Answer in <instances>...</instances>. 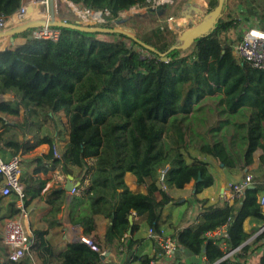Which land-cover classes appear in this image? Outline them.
I'll return each mask as SVG.
<instances>
[{
  "label": "trees",
  "instance_id": "trees-1",
  "mask_svg": "<svg viewBox=\"0 0 264 264\" xmlns=\"http://www.w3.org/2000/svg\"><path fill=\"white\" fill-rule=\"evenodd\" d=\"M67 1L102 12L110 21L155 0ZM190 1L174 0L160 10L166 18L177 17L190 10ZM21 4L22 0H0V17L11 16ZM244 21H254L252 27L264 31V0H227L215 30L187 50L172 49L181 45L179 36L166 40L161 30L153 32L156 38L136 36L151 51L120 34L60 29L56 42L34 38V30H28L14 38L22 43H9L0 51V94L14 95L12 101L0 102V152L24 157L42 145L49 147L41 157L22 160L21 176L25 207L43 198L50 207L48 215L54 219L47 220L49 229L60 225L56 216L65 210L67 198L62 187L43 196L47 181L42 176L53 170L66 175L77 171L79 185L69 203V219L96 250L83 241L68 244L55 264H105L102 253L114 250L132 257L140 244L133 239V213L161 234L165 208L177 204L173 190L193 183L197 196L213 184L209 163L200 156L227 169L247 170L258 149L263 150L262 170L254 174L241 199L211 205L199 200L196 222L173 227L170 237L178 245L173 259L155 244L153 256L134 261L187 264L177 253L188 251L206 264H264V252L252 262L264 248V231L247 243L264 226L259 200L264 193V71L236 57L234 44L226 38ZM61 113L68 138L55 157ZM44 127L48 133H42ZM167 166L164 190L159 171ZM128 174L134 177L135 189L130 188ZM19 214L14 204L8 206L7 217ZM98 217L108 221L103 238L97 234ZM247 220L255 222L250 231L245 229ZM221 227H226L227 237L207 238L208 232ZM47 233L34 230L30 249ZM223 245L237 251L221 261ZM0 264L33 263L30 252L18 262L8 261V249L0 240Z\"/></svg>",
  "mask_w": 264,
  "mask_h": 264
},
{
  "label": "crops",
  "instance_id": "crops-1",
  "mask_svg": "<svg viewBox=\"0 0 264 264\" xmlns=\"http://www.w3.org/2000/svg\"><path fill=\"white\" fill-rule=\"evenodd\" d=\"M197 1V0H196ZM245 22V21H244ZM243 22V23H244ZM252 22V21H251ZM251 22H245L244 24H249ZM242 23V26L240 29H243V34L246 31V26ZM250 29V28H249ZM247 28V30H249ZM16 43H22V39H16L14 40ZM9 43L4 39L0 38V45H3V49H5ZM14 99L13 94H0V102L4 101H12ZM64 116V115H63ZM65 121V129L63 126L61 127L59 125L58 132L56 134V141H57V149L59 151L62 150L64 144L67 141V126H66V118L65 116L63 117ZM63 131V133H61ZM61 143V144H60ZM60 145V146H59ZM49 151V147L47 145H42L39 148H37L33 152L30 153L31 156H28V159H33L35 157H41L45 154H47ZM263 154L262 149H258L253 157V164L249 167V170H239V169H227L224 168L220 165L219 169H215L214 163H211L209 160L207 161L209 163V171L213 175L214 181L213 184L208 187L203 189L198 195L197 199L198 200H207L209 203L208 205L215 204L220 200H225L226 193L228 192V186L233 183H237L240 181L246 174H256L261 171V161L260 158ZM29 155V154H28ZM34 155V156H33ZM60 155V154H59ZM10 153L8 151H1L0 152V158L4 160H8L10 158ZM12 157V156H11ZM27 157V156H26ZM26 159V158H25ZM77 171L74 170L73 175H66L64 174L61 170H53L49 171L46 175L42 176L44 179H46V187L44 191L42 192V195L44 196V192L50 190L51 188H58L62 187L65 188V186L68 184V182H72L75 187L79 185V181L76 178ZM127 181L129 182L130 188L135 189V184H134V177L132 175L128 174L127 175ZM90 180L86 181V184L88 185ZM193 183L189 184L186 186L185 189L190 190L194 192ZM180 195V194H179ZM75 197V194H74ZM66 198H67V192H66ZM10 199V204H14L16 202V198L10 197L7 198ZM0 224L3 223V229H4V224L7 219H10L8 216V206L3 208L1 206V203L5 199H0ZM73 200V199H72ZM259 200L263 205V210H264V193H261L259 195ZM26 208L27 212V218L25 220V224L27 227V231L29 235L31 236L30 240V247L33 246L34 239H33V231L34 230H48V233L45 234L42 237L38 238V242L41 244H36V248L30 249V255H31V261L33 264H52L51 263V257L54 260L57 258V255L66 248L68 244H72L74 242H79L83 241L86 243L87 239L84 234L83 230L80 227L74 226L70 223L69 219V213H68V208H69V203H66L65 205V210L62 213H59L56 216V219L60 222V225H57L51 229H49V221L53 220L54 218L52 216L48 215V212L50 210V207L45 203V198L41 200H34L31 202V204ZM185 204L179 201L178 205L176 204H171L168 205L165 210H164V219L165 223L162 226V231H166L165 229L169 227L170 229L173 230V227H180L184 228L192 223L196 222L197 215L196 213L193 217L192 216H187V221L183 222L182 217L183 214L186 211ZM133 224L136 225V229L133 233V239L134 240H140V244L136 247L134 250L133 256L129 257V255L125 253L118 252L117 250L110 251V252H105V256L107 258L105 264H139L138 261H134L135 257H140L142 255H149L153 256L155 253V244L156 241L153 239H150L148 237L149 233V228L144 224L145 218L144 217H137L133 216ZM98 222V237L103 238L108 221L102 217L97 218ZM255 226V222L251 220H247L245 222V229L246 231H250L252 227ZM3 233V232H2ZM2 233H0V240L3 243L2 239ZM257 236L254 235L249 242H251L255 237ZM35 245V244H34ZM263 254V249L257 251L253 256L252 260L254 262H257L259 259L260 255ZM177 256L181 258L182 261L186 262L187 264H206L204 258H196L192 254H190L188 251H180L177 253Z\"/></svg>",
  "mask_w": 264,
  "mask_h": 264
},
{
  "label": "built area",
  "instance_id": "built-area-1",
  "mask_svg": "<svg viewBox=\"0 0 264 264\" xmlns=\"http://www.w3.org/2000/svg\"><path fill=\"white\" fill-rule=\"evenodd\" d=\"M56 0H22L21 7L11 16L0 17V33L6 32L9 29L21 26L30 21L43 20L49 21L53 18L51 12V5ZM95 15H99L95 18ZM102 12L90 13L86 11L84 14H78L77 19L84 21L87 20H99ZM176 24L175 19L169 20V26L172 28ZM255 31L257 29L247 30L240 43L234 48V55L241 60L250 63L254 68L264 71V32L261 35H257ZM32 37L37 39L58 41L61 37V31L58 28L43 27L34 29ZM54 156L59 157V150L54 147ZM170 170L167 166L159 171V183L161 187L166 190L165 180ZM249 170V168H248ZM22 176V158L21 156H13L8 160L0 158V199H7L15 197V207L20 211L17 218H10L5 221L4 229L2 233L3 244L8 249V261L18 262L25 258L26 254L30 251L31 236L27 231L25 220L27 218V212L25 208V194L23 190V184L21 182ZM254 175L246 174L237 183L230 184L228 186V192L225 199L229 203H233L235 200L242 198L245 190L252 185ZM76 187L73 188L72 194H76ZM135 213H133V216ZM136 216V215H135ZM264 231V226L259 230V233ZM207 238L220 239L227 237L226 227L218 228L214 231L206 234ZM148 237L156 241L158 246L164 252L167 259H173L178 251V245L175 240L166 235L164 231L161 234H155L152 229H149ZM86 243L90 244L94 250L96 247L91 244L89 240ZM225 251V255L221 261L227 260L233 256L237 250H227L225 245L222 247ZM264 252V248H263ZM105 255V252L102 253ZM155 264V262H152Z\"/></svg>",
  "mask_w": 264,
  "mask_h": 264
},
{
  "label": "rangeland",
  "instance_id": "rangeland-1",
  "mask_svg": "<svg viewBox=\"0 0 264 264\" xmlns=\"http://www.w3.org/2000/svg\"><path fill=\"white\" fill-rule=\"evenodd\" d=\"M173 1L174 0H155L151 5L147 7L133 8L125 13L120 14V16L117 19L110 20V21L103 18L101 15L99 20H96V21L87 20V18H84V21L82 22L81 20L77 19V15L84 14L86 10L82 9L79 6L72 4L71 2L67 0H56V2L53 3V5H51V12L53 14V17H55L58 21H72V22L79 23L81 25H88V26H95V27L119 28V29L128 31L134 34L135 36H145V37L156 38L153 35V32L155 30H161L163 32V38L166 40H169L172 37H175V36L180 37L183 33L198 28L201 25L202 21L205 20L213 12V10L216 8L219 2V0H214L213 3L210 4L208 3L207 0H197V1L191 0L190 2L193 4L189 11L180 12V14L177 17L169 16V18H166L164 11L160 10V8L163 5L173 3ZM90 13H95V12H90ZM170 19L176 20V24H174L172 28L169 26ZM253 22L249 24H244V26H246V31H247V28L257 29L258 31H261L258 29V27L257 28L252 27ZM243 35H244L243 29H239L237 32H231L230 34H227L226 38H228L229 43L234 44V48H235V46L242 39ZM63 115H64L63 113L59 114L57 116V119H58L59 125L61 127L63 126L64 128L65 123L63 122L65 121H62L64 120ZM45 132L48 133V130L47 128L44 127L42 133L44 134ZM61 133H63V131H61ZM60 152L61 151H59V154ZM26 156L24 157L21 156L22 160H25V158H28V156L30 157L31 154L26 155ZM200 158H202L203 160L206 159L207 161L209 160L211 163H214L216 170L219 169L221 165L217 160L211 157L200 156ZM193 188L194 187H192V189ZM172 194H173V197L175 198V201L177 202L176 205H178L179 201L181 200V202H183L185 204V207L187 208L182 217L183 222L188 220L187 216L190 215L193 217L196 213H199L200 202L197 199V196L194 195V192L187 190V189H183V190H173ZM9 202H10V199H5L2 201L1 206L5 208L6 206H8ZM165 230H166L165 231L166 235L168 236L172 235L173 233L172 229L167 227ZM2 232H3V223L0 224V233ZM249 241L248 243H250ZM252 262H254V260H252Z\"/></svg>",
  "mask_w": 264,
  "mask_h": 264
},
{
  "label": "water",
  "instance_id": "water-1",
  "mask_svg": "<svg viewBox=\"0 0 264 264\" xmlns=\"http://www.w3.org/2000/svg\"><path fill=\"white\" fill-rule=\"evenodd\" d=\"M227 0H219L218 5L213 10V12L202 21L201 25L193 29L191 31L183 33L179 37V41L181 42V45L172 49H181V50H187L191 47V45L201 37H205L208 34H210L212 31L215 30L217 23L222 17V12L225 6ZM43 27H50V28H58V29H71L86 33H103V34H120L124 35L129 39L134 40L135 42L139 43L143 47L153 51L154 49L142 41H140L134 34L123 30L119 28H111V27H95V26H88V25H80V24H73L69 23L67 21H58L55 17H53L49 21H43V20H36V21H30L27 22L21 26L12 28L7 30L6 32L0 33V38L4 39L9 42H14V38L28 30H34L37 28H43ZM3 50V45H0V51ZM163 60L166 61L165 55H163ZM223 167V165L221 164ZM201 178L198 179L200 181ZM73 188H75V185L72 182H68V184L65 186V191L67 192V203H70L71 200L74 198V195L71 193ZM133 216L130 217V223L133 224ZM129 235H131V231L129 232ZM248 243V242H247ZM245 243V244H247ZM244 244V245H245Z\"/></svg>",
  "mask_w": 264,
  "mask_h": 264
},
{
  "label": "bare ground",
  "instance_id": "bare-ground-1",
  "mask_svg": "<svg viewBox=\"0 0 264 264\" xmlns=\"http://www.w3.org/2000/svg\"><path fill=\"white\" fill-rule=\"evenodd\" d=\"M99 15H95L94 17L97 18ZM257 35H261L262 33L259 31H255Z\"/></svg>",
  "mask_w": 264,
  "mask_h": 264
}]
</instances>
